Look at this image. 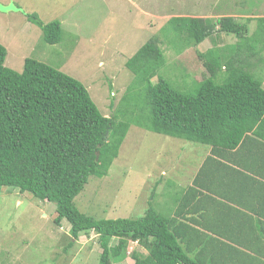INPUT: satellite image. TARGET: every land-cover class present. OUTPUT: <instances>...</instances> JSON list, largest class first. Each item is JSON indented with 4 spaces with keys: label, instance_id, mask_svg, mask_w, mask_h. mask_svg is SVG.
Returning <instances> with one entry per match:
<instances>
[{
    "label": "trees",
    "instance_id": "1",
    "mask_svg": "<svg viewBox=\"0 0 264 264\" xmlns=\"http://www.w3.org/2000/svg\"><path fill=\"white\" fill-rule=\"evenodd\" d=\"M26 17L41 30L46 44L61 41L60 22L45 24L36 14ZM256 22L248 35L246 24L228 16L171 17L164 28L187 44L198 45L217 33L237 41L197 54L207 76L187 93L159 75L164 57L152 37L125 62L133 80L111 117L99 111L81 82L58 69L29 58L21 72L5 67L7 52L0 44V189L14 188L53 203L54 223L65 220L72 241L93 232L101 250L98 264L122 260L129 242L145 251H131L133 264H201L178 230L186 226L184 216L167 219L149 203L139 219H94L81 213L74 199L89 177L108 174L131 124L209 145L214 154L251 143L264 147V77L252 70L264 61H251L264 48V18ZM131 92L133 105L144 111L143 122L134 112L127 113ZM112 238L116 243L110 245Z\"/></svg>",
    "mask_w": 264,
    "mask_h": 264
},
{
    "label": "rangeland",
    "instance_id": "2",
    "mask_svg": "<svg viewBox=\"0 0 264 264\" xmlns=\"http://www.w3.org/2000/svg\"><path fill=\"white\" fill-rule=\"evenodd\" d=\"M8 2L21 11L0 12V44L7 52L4 66L21 72L24 59L29 58L58 69L81 82L106 117L116 112L133 80L125 62L152 37L158 40L164 57L159 75L187 93H193L196 83L207 76L197 54L237 41L233 35L217 33L198 45L187 44V39L170 35L168 27L164 28L171 17L228 16L246 24L248 35L256 29V18H264V0H0L1 4ZM27 14H36L45 24L60 22L61 41L46 44ZM258 58L264 61V48L251 61ZM252 70L264 77V62ZM156 80L154 77L152 82ZM132 96L131 92L127 113L134 112L143 122L144 111L139 104L133 105ZM180 141L184 140L131 124L108 174L89 177L74 199L75 206L94 219L141 218L156 197L160 182L156 180L161 175L155 176L156 171L171 167L167 159L172 154L182 169L195 156L194 149H177ZM164 152H168L166 165L161 164ZM147 173L152 175L150 181ZM56 216L53 203L14 188H1L0 264H98L97 236L89 232L72 241L69 224L62 220L56 225ZM115 243L112 238L110 245ZM128 246L125 257L112 264H133V250L145 254L135 242Z\"/></svg>",
    "mask_w": 264,
    "mask_h": 264
},
{
    "label": "crops",
    "instance_id": "3",
    "mask_svg": "<svg viewBox=\"0 0 264 264\" xmlns=\"http://www.w3.org/2000/svg\"><path fill=\"white\" fill-rule=\"evenodd\" d=\"M180 142L177 149H194L195 156L182 169L172 154L171 167L156 171L152 208L167 219L185 217L178 230L201 264H264V147L214 154L209 145ZM167 157L164 152L161 164Z\"/></svg>",
    "mask_w": 264,
    "mask_h": 264
},
{
    "label": "water",
    "instance_id": "4",
    "mask_svg": "<svg viewBox=\"0 0 264 264\" xmlns=\"http://www.w3.org/2000/svg\"><path fill=\"white\" fill-rule=\"evenodd\" d=\"M10 11H21V10L19 8H16L12 2H8L7 4L4 5L0 3V12H10Z\"/></svg>",
    "mask_w": 264,
    "mask_h": 264
},
{
    "label": "clouds",
    "instance_id": "5",
    "mask_svg": "<svg viewBox=\"0 0 264 264\" xmlns=\"http://www.w3.org/2000/svg\"><path fill=\"white\" fill-rule=\"evenodd\" d=\"M133 243V242H132ZM136 243V242H135Z\"/></svg>",
    "mask_w": 264,
    "mask_h": 264
}]
</instances>
